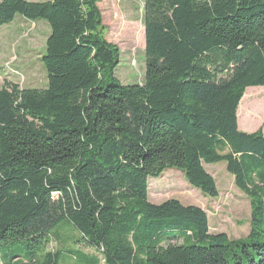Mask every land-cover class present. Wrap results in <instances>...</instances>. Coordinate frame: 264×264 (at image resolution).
<instances>
[{"label":"trees","instance_id":"trees-1","mask_svg":"<svg viewBox=\"0 0 264 264\" xmlns=\"http://www.w3.org/2000/svg\"><path fill=\"white\" fill-rule=\"evenodd\" d=\"M99 3L0 0V27L51 28L47 87L0 89V264H264V133L239 130L247 89L264 88V0H145L141 85L117 79ZM219 163L250 200L241 240L199 207L149 201L173 169L218 198Z\"/></svg>","mask_w":264,"mask_h":264},{"label":"rangeland","instance_id":"rangeland-1","mask_svg":"<svg viewBox=\"0 0 264 264\" xmlns=\"http://www.w3.org/2000/svg\"><path fill=\"white\" fill-rule=\"evenodd\" d=\"M144 3L145 0H100L99 3L106 38L121 50L116 77L122 85L144 83L146 73ZM134 25L137 30L131 31ZM50 33L48 22L29 21L20 15L11 24L0 27V89L6 83L19 85L20 88L47 87L48 77L42 57L46 54V42ZM248 90L253 93L245 96L240 108V117L246 116L245 125L248 130L242 131L240 127L239 130L247 134L259 130L264 133L262 110L250 109L252 104H257L254 102L258 97L264 99V88L254 87ZM205 169L217 183L218 198L205 196L190 186L181 172L173 169L165 172L159 179H149L150 203L158 205L169 200H177L185 206L199 207L208 215L211 234L224 233L232 240L246 238L251 230L250 200L236 187L234 177L227 172L226 163L205 165ZM59 247L53 242L48 251H57ZM83 252L88 256L95 255V251L90 248H83ZM67 264L76 262L71 261Z\"/></svg>","mask_w":264,"mask_h":264}]
</instances>
